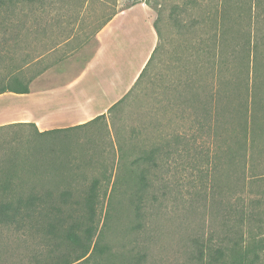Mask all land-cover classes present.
I'll use <instances>...</instances> for the list:
<instances>
[{"label":"rangeland","instance_id":"374dc122","mask_svg":"<svg viewBox=\"0 0 264 264\" xmlns=\"http://www.w3.org/2000/svg\"><path fill=\"white\" fill-rule=\"evenodd\" d=\"M137 1L152 7L156 18L158 13L161 16L163 50L143 81L106 111L105 117L73 131L40 137L28 124L1 132L0 149L10 145L7 155L0 150V162L11 159L10 172L20 190L51 187L57 196L72 184L75 194L81 195L98 179L92 248L95 243L107 244L119 259L143 253L141 264H181L201 243L226 250L240 233L235 231L242 229L247 234L241 241L243 249L251 247V255L258 253L264 260V226L258 235L256 223L248 229V225L239 226L236 217L242 208L264 213V176L244 177L236 145H232L233 157L225 153V139L234 134L226 126L228 122L229 127L234 125L231 116L236 121L241 104L253 105L264 121V0L256 7L252 25L238 18V9L233 7L220 28L227 40L220 51L224 62L220 81L212 70L216 71L214 36L222 0H1L0 83L17 76L29 82L38 96L55 90V98L67 97L70 82L100 46L102 24L113 12ZM249 33L253 52L258 54L256 61L253 52L248 57L242 47ZM188 76L193 88L185 87ZM216 85L227 125L221 119L219 126L202 129L199 96L194 94L206 98ZM94 91L99 106L107 94L99 87ZM68 102L67 106L74 105ZM40 105L36 110H41ZM48 106L46 103L44 108ZM1 107L0 125L23 122L27 117L26 95L7 91L0 95ZM86 112L80 103L75 109L61 107L57 113H46L45 119L67 122L50 129L74 126L96 117L90 118ZM261 141L264 149V138ZM119 145L127 154V168L120 160ZM140 145L157 146L160 156L150 176L152 182L143 191L130 169ZM170 150L172 154L164 160L162 156ZM254 163V170L264 172V155ZM122 171L126 181L113 190L115 177ZM138 193L142 194L141 220L134 212ZM68 208L63 206L56 213L64 218L61 222L50 215L44 222H30L23 230L0 226V264H35V258L52 263L73 259L78 250L62 232L80 218V212H72L68 218ZM49 221L55 228L49 227ZM248 231L256 235L251 242Z\"/></svg>","mask_w":264,"mask_h":264},{"label":"trees","instance_id":"16d2710c","mask_svg":"<svg viewBox=\"0 0 264 264\" xmlns=\"http://www.w3.org/2000/svg\"><path fill=\"white\" fill-rule=\"evenodd\" d=\"M136 3H138V1L132 3L128 7ZM260 4L261 0L221 1L219 5V12L217 13L216 18V22L218 23L216 25L218 27V34L214 36V44L216 46L214 53H216V55L214 56L215 59L213 61V68L215 67L216 71L212 70V72L215 73L214 76L218 78V81H220L221 78L218 74H220V70L223 69L224 64L223 55L220 53V51L225 49V44L227 42L225 38L226 33L220 32V28L223 27L225 21L227 23V20L231 15V9L233 7H235V9L237 7L238 9V18L246 19L248 25H252L254 21V13L257 9L256 7L260 6ZM117 13V11L113 12L105 20L101 27L109 22ZM160 18L161 16L158 13V17L154 23L158 34V43L134 85L132 86V89L139 85V83H141L148 75L149 70L153 64H155L159 54L163 50L162 33L159 26ZM248 30V32H251L250 29ZM251 35L252 34L249 33L247 35L248 37H245L244 44H242L243 50L246 51L248 57L250 56L251 52H253V48L251 46ZM253 54V59L256 61L258 59V54L256 55L255 52H253ZM190 76H188L187 80L185 81L186 88H193L192 84L189 83ZM7 91L18 94L29 93V82H24L22 79L15 76L9 79V81L6 83H0V94H3ZM194 95L199 96V98L197 97V102L199 105L198 107L201 108V115H199L200 118L198 122L201 124L202 129H204L205 126H209L210 128L219 126L221 119L222 125H227L226 117H224L222 94L218 85H216L213 90L209 91L205 95L206 98L203 97V94H199L198 92H196ZM254 101L256 102V100ZM118 102L119 101L113 104L108 109V111L111 110ZM237 116V123L231 116L232 123L235 125V127L234 125L229 127V122L226 126V130L231 129L230 131L234 132V134H231L225 139L226 143L228 144V148L225 153L228 157H233L234 152L232 145H236L237 147L235 154L237 160L239 159L244 177H246V179L262 178V176H264V172L254 170L253 166L257 165L254 163V161H257L259 156L264 155V149L261 146V140L264 138V121L262 122L259 119L258 112L253 108V105H248V103L241 104V109L237 111ZM103 117H105V113L97 115L85 123L68 127L47 129L43 131L39 130L36 123L34 122H13L0 125V133L8 132L7 130L11 129L12 127H20L30 124L35 127L36 133L40 137L54 135L59 136L64 134V132L73 131L74 129L86 126L87 124ZM6 145H10V143L8 142ZM7 146L0 149H4V151H6L4 153L5 155L8 153ZM118 149L121 155L120 160L122 165L127 168V163L125 162L127 161V154L124 153L122 145H119ZM171 154V150L169 152L167 151L164 153L162 158L164 160L168 159ZM5 157L8 158V156ZM159 157V148L157 146L153 145L152 147H145L144 145H140L137 147L135 158L131 160L130 169L131 172L136 175L140 190H145L152 182L150 176L153 174L152 170L158 166ZM11 163V159H6L5 161L0 162V226L16 227L19 230H23L30 222L34 220H36L37 223L38 220L44 222L47 218H49L50 215H56V217L58 216L59 222H61L64 218H60L59 214L56 213H59L63 206L69 207L67 215L68 218L72 217V212H80V218L72 222L71 225L67 226L62 232L65 238L71 241L72 245L76 246L78 253L75 255V257H73V259H64L61 262L56 263H52L53 261L49 262L46 259L40 260L35 258V264H141L144 261L145 255L143 253H137L136 255L133 254L127 259H119L115 255L113 249H111V247L107 244L101 245L99 243H95L94 247L92 248V238L94 235L93 219L99 199V194L97 192L99 186L98 179L95 178L92 180V182L86 186L83 194L81 195L75 194L72 184H69L70 186L62 190L57 196L54 195L51 187H48L44 190L39 189V191L35 186L28 187L27 190H20L16 188L15 177L12 172H10ZM251 166L253 167V171L251 170V175H248V170H250ZM125 175L126 174L124 171L117 174L113 183V190H115L119 185H123V182L126 181ZM136 196L138 200L135 201L134 212L136 218L141 220L143 218V206L141 200L142 194L138 193ZM236 217L239 226L244 224L245 226L248 225V229H251L253 227L252 225L256 223L258 235L262 233L264 226V213L262 214L261 211L255 210L254 208H250L249 210L242 208L241 211H237ZM41 224L43 225V223ZM48 225L50 228H55L53 221H49ZM235 232L240 233L238 237L236 236L237 238L235 239L234 244L230 247H227L226 250H224L219 245L215 246L210 242L205 244L201 243L199 250L181 264H264V260L258 253L251 255V247L245 248V250L243 249V242L241 241H243L244 238L247 239V237H245L247 234L244 232V230L240 229L238 231L237 229ZM254 234L255 233L248 231V240L250 242L251 240L253 241L256 239V235Z\"/></svg>","mask_w":264,"mask_h":264},{"label":"crops","instance_id":"0c3cea01","mask_svg":"<svg viewBox=\"0 0 264 264\" xmlns=\"http://www.w3.org/2000/svg\"><path fill=\"white\" fill-rule=\"evenodd\" d=\"M155 20L156 12L146 2H138L120 10L101 28L100 46L84 70L70 82L67 97L62 95L60 99L55 98L58 95L55 90L38 96L31 88L29 93L21 94L26 95L27 99V117L23 122H34L42 131L61 126L67 122H48L45 119L46 113H57L61 107L75 109L80 103L86 106V113L91 115L90 118L108 111L132 88L157 45ZM100 80L106 81L103 83ZM97 87L107 94L99 106V97L94 93ZM82 90L87 94L85 98ZM68 101L74 102V105L67 106L70 103ZM46 103L49 106L44 108ZM38 104H42L39 111L35 108ZM89 106H94V109H89ZM0 109L2 111L4 107ZM76 119L78 118L71 122Z\"/></svg>","mask_w":264,"mask_h":264}]
</instances>
